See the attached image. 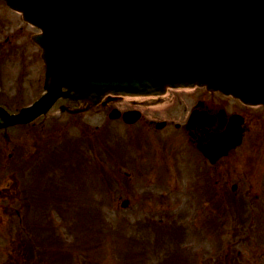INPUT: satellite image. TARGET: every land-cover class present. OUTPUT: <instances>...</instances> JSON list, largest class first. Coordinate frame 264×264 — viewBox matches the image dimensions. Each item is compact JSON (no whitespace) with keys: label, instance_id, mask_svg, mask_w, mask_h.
Listing matches in <instances>:
<instances>
[{"label":"water","instance_id":"1","mask_svg":"<svg viewBox=\"0 0 264 264\" xmlns=\"http://www.w3.org/2000/svg\"><path fill=\"white\" fill-rule=\"evenodd\" d=\"M6 1L20 11L25 2ZM37 2L44 93L12 125L44 116L57 100L77 104L59 109L76 113L112 96H157L167 88L205 87L264 106V0ZM229 122L213 138L216 151L212 144L202 150L207 158L239 145L242 121Z\"/></svg>","mask_w":264,"mask_h":264},{"label":"flooded vegetation","instance_id":"2","mask_svg":"<svg viewBox=\"0 0 264 264\" xmlns=\"http://www.w3.org/2000/svg\"><path fill=\"white\" fill-rule=\"evenodd\" d=\"M38 30L23 21L22 16L10 10L0 0V241L4 242L2 264L10 261L13 226L27 224V166L23 160H32L45 149L40 133L46 123L39 120L30 126L8 127L7 115L17 113L27 106L28 96L38 97L43 86L40 52L32 41ZM200 99L193 96L172 95L155 100H139L126 110L138 111V121L127 132L131 138L126 151L130 152L133 207L139 230L152 231L154 237L163 236L174 248L187 247L190 237L210 246L206 253L218 249L220 236V193L228 190L229 201L247 199L252 203V186L243 190L240 181L220 167V161L211 165L198 150L210 135L224 126L218 118L212 127L191 128L187 125L190 113ZM202 101V99H201ZM204 101V100H203ZM187 103V104H186ZM191 103L189 109L187 105ZM182 105L181 110L174 109ZM122 110V112L126 111ZM199 111L215 115L209 104H200ZM158 119H162L157 121ZM179 120V121H177ZM116 122L123 123L121 120ZM161 124L160 129L156 125ZM37 135L36 143L28 141ZM182 137V138H181ZM49 143L47 142L46 145ZM123 155L125 144L122 143ZM22 160V162H21ZM22 171L20 175L18 172ZM173 177V186L171 184ZM187 178L182 186L180 180ZM141 182L143 184H141ZM234 187V190H233ZM256 197V196H255ZM188 203L194 205L189 213ZM223 224V223H222ZM234 224V223H233ZM26 226V230H27ZM142 235L141 232L136 233ZM233 237L236 233L231 234ZM19 241L22 239L18 236ZM26 247L25 245H21ZM214 250V251H213ZM35 250L32 257L36 258ZM204 255V254H203ZM236 256L228 251L222 261L215 264H235ZM213 257H219L215 254ZM212 257V258H213ZM212 261V259H211ZM211 261L204 264H211ZM192 264V263H191ZM241 264V262H239Z\"/></svg>","mask_w":264,"mask_h":264},{"label":"rangeland","instance_id":"3","mask_svg":"<svg viewBox=\"0 0 264 264\" xmlns=\"http://www.w3.org/2000/svg\"><path fill=\"white\" fill-rule=\"evenodd\" d=\"M203 94L196 91L195 95ZM205 95V94H204ZM213 108H220L228 115L234 112L244 114L250 118L259 110L242 108L237 102L220 95L204 96ZM213 98L214 103L210 101ZM130 103V99L125 100ZM121 107V106H120ZM189 107V104H188ZM44 142H50L54 132L56 136L54 145H49L47 150L38 159L42 164L41 188L52 197L45 199L42 212V223H46V231H43V242L46 250L53 249L56 255V264H165V250L149 248L144 252L137 249L133 235H135L136 218L133 209V197L131 188L134 179L124 180L123 173H131V170L119 169L114 149L117 147L118 137L121 131L116 123L107 120L106 110L70 117L67 115H49L46 119ZM54 125L55 129L50 126ZM242 146L231 152L229 158L223 161L221 168L229 172L236 182L240 181L243 194L248 185L252 186L251 198L258 197V201L252 204V227L245 223V231L250 232V240L246 244L237 247H229V251L241 252L237 263L264 264V119L255 124L248 123ZM107 133V134H106ZM106 134V136H105ZM37 136L28 141V145L36 143ZM75 144V145H74ZM56 145V146H55ZM54 148V159H51L50 149ZM57 161V163H56ZM38 176V174H37ZM171 177V182H173ZM187 178H182L180 183L184 186ZM141 184H143L141 182ZM226 193V192H225ZM46 194V195H47ZM229 194V193H226ZM119 198L128 199L131 203L126 212L119 209ZM227 204V203H226ZM188 211L194 209V205L188 203ZM230 203L227 204L229 207ZM230 208V207H229ZM235 213V209L231 208ZM40 212H36L39 216ZM245 218L246 213L241 215ZM225 229L221 231V246L216 249L214 255L206 253L201 240L190 237L185 243L189 248V255L194 264H203L211 261L215 264L217 258L222 261L228 251V242L232 240L227 235L235 229L233 216L225 220ZM234 222V224H233ZM42 226V225H41ZM240 228V227H239ZM13 228V242L16 231ZM227 235V236H225ZM243 241V240H241ZM239 242L233 240V243ZM4 242L0 241V264H2ZM138 253L141 254L138 257ZM204 254V255H203ZM213 255V256H214ZM219 264V263H218Z\"/></svg>","mask_w":264,"mask_h":264}]
</instances>
